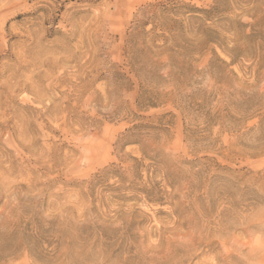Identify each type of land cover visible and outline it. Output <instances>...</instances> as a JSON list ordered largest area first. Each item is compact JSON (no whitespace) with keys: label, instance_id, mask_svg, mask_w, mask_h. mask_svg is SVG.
<instances>
[{"label":"rangeland","instance_id":"1","mask_svg":"<svg viewBox=\"0 0 264 264\" xmlns=\"http://www.w3.org/2000/svg\"><path fill=\"white\" fill-rule=\"evenodd\" d=\"M0 264H264V0H0Z\"/></svg>","mask_w":264,"mask_h":264}]
</instances>
